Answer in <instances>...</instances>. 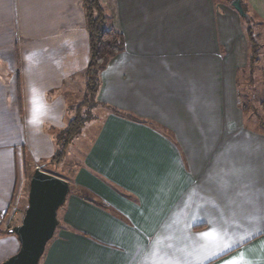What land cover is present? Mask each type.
Returning <instances> with one entry per match:
<instances>
[{
    "label": "crops",
    "instance_id": "0c3cea01",
    "mask_svg": "<svg viewBox=\"0 0 264 264\" xmlns=\"http://www.w3.org/2000/svg\"><path fill=\"white\" fill-rule=\"evenodd\" d=\"M112 1L124 49L101 73L105 115L85 125L82 161L53 173L73 192L39 264H264V130L237 105L239 15L212 0ZM243 1L264 40V0ZM87 41L82 0H0V263L19 249L2 231L20 218L23 157L54 154Z\"/></svg>",
    "mask_w": 264,
    "mask_h": 264
},
{
    "label": "trees",
    "instance_id": "16d2710c",
    "mask_svg": "<svg viewBox=\"0 0 264 264\" xmlns=\"http://www.w3.org/2000/svg\"><path fill=\"white\" fill-rule=\"evenodd\" d=\"M225 1L231 3L233 0ZM240 3L243 11L246 14V17H240V20L244 26V35L247 42V63L245 68H247L249 72L248 85L250 90L247 99L243 100L241 110L245 115L251 113L254 116L256 122L259 124V127L264 130V121L262 117L258 115L257 109L254 106V104L257 102L258 109L261 111L264 110V100L262 98V80L264 77V70L262 68L263 60L261 44V31L263 24L258 16L251 12L250 7L247 5V3H245V1L240 0ZM82 7L85 16V29L88 35V60L85 67V83L82 89L83 99L82 102L77 107H75L74 115L67 122L65 127L52 132V141L55 150L49 162L51 165L55 166L61 164L65 157L68 146L81 134L85 125L92 120L91 117H84L83 110L86 108L96 109L97 107L106 108L104 104L97 101V93L100 86V76L103 70L106 68L108 62L113 57L121 53L124 49L123 37L112 23V17L104 11L100 0H82ZM257 70L262 75V78L260 77V87H257L255 85L256 81H254V71ZM242 73H245L244 69L240 72V74ZM238 98H240L239 94ZM108 109L116 116L136 121V119L130 115L123 114L114 108L108 107ZM22 165L23 169L27 168V159L25 157H23ZM78 195L83 200L89 201L84 191H80ZM24 211L21 213V219L23 217ZM6 224V229L2 231L4 234H7L8 230L15 226L10 224L9 220L6 222Z\"/></svg>",
    "mask_w": 264,
    "mask_h": 264
},
{
    "label": "water",
    "instance_id": "95a60500",
    "mask_svg": "<svg viewBox=\"0 0 264 264\" xmlns=\"http://www.w3.org/2000/svg\"><path fill=\"white\" fill-rule=\"evenodd\" d=\"M231 7L239 17H246L240 0H233ZM69 192L66 180L37 169L33 171L23 217L19 225L8 230V234L17 238L19 249L0 264H39L58 227L57 213Z\"/></svg>",
    "mask_w": 264,
    "mask_h": 264
},
{
    "label": "rangeland",
    "instance_id": "374dc122",
    "mask_svg": "<svg viewBox=\"0 0 264 264\" xmlns=\"http://www.w3.org/2000/svg\"><path fill=\"white\" fill-rule=\"evenodd\" d=\"M213 3L217 6H219V4H224V5H228L230 6L231 9H233L231 7V3L226 2L225 0H212ZM100 3L102 5V7L104 8V11L110 15L112 17V23L114 24L115 22V13H114V8H113V1L112 0H100ZM234 10V9H233ZM242 25V30L244 31V26ZM263 31V30H262ZM261 31V32H262ZM264 40H262L261 37V43L263 44ZM84 47V46H83ZM82 46H80L79 48V52H78V56L75 61V69L77 70L78 68V73H77V79H76V88H79V90H73L72 94L69 93V109L71 110L72 114L74 115V109L75 107H77L83 99V87H84V83H85V67L86 64L84 65L83 68L79 67V61L80 63L84 60V56L86 55V50L83 48ZM84 49V50H82ZM242 55H244V49L242 51ZM16 60V59H15ZM19 61V62H17ZM17 61L15 62V70H17L20 66V59H17ZM245 59H241V66H244L245 63ZM73 64V65H74ZM246 67V65H245ZM245 73L242 74H238L237 76V93L240 95V98H238L237 101V105H238V109L240 110L241 105L243 104V100L247 99V96L249 95V79H248V70L247 68L244 69ZM18 72V70H17ZM75 77V76H74ZM260 77L262 78V75L259 73V71H254V81L255 85L257 87H260L261 85V80ZM258 81V83H257ZM67 85H71L74 86L73 84H70L69 82L67 83ZM260 89V88H259ZM69 91V90H68ZM75 91V92H74ZM255 108L257 109V113L258 115L262 114L261 111L258 109V103L256 102L254 104ZM84 112V117H91L92 121H99L100 117L105 115V111L102 110L101 107H97L96 109H92V108H86L83 110ZM244 119V125L245 128H249L252 130H256L258 131L259 128V124L256 122L254 116L249 113L246 116H243ZM91 127V126H90ZM91 129V128H90ZM92 131V130H91ZM82 132L84 134H82L81 136H78L77 138H75L72 143L68 146L67 150H66V154L65 157L63 159V161L61 162L60 165L55 166V165H51L50 164V159L47 160H42V163H33L30 159L27 158V168L23 169V177L21 178V183H20V190L16 193L15 196V207L17 208V210L21 211L19 214V217L21 216V213L26 209L27 207V194H28V185H29V176H31V174L33 173V171L35 170L36 167H39L41 170L43 171H49L52 174H56L58 176H61L62 178H71L72 174H74L75 172V168H77V164L79 162L82 161V156L81 154L84 152V150L86 149L87 143L86 140L87 138H89V131L85 130V128L82 130ZM81 132V133H82ZM45 163V165H44ZM80 164V163H79ZM71 187L73 188V186L71 185ZM73 192V189L70 191V193ZM19 207V209H18ZM61 208L58 210V213H60ZM57 213V214H58ZM18 217V218H19ZM21 218L18 219V221H16L17 225L20 224Z\"/></svg>",
    "mask_w": 264,
    "mask_h": 264
},
{
    "label": "built area",
    "instance_id": "2783aa9c",
    "mask_svg": "<svg viewBox=\"0 0 264 264\" xmlns=\"http://www.w3.org/2000/svg\"><path fill=\"white\" fill-rule=\"evenodd\" d=\"M35 169L42 171L39 167H36Z\"/></svg>",
    "mask_w": 264,
    "mask_h": 264
}]
</instances>
